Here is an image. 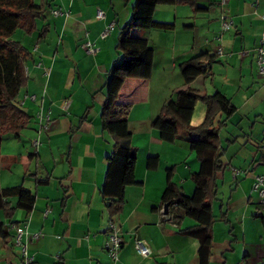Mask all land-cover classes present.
Segmentation results:
<instances>
[{
    "label": "crops",
    "instance_id": "1",
    "mask_svg": "<svg viewBox=\"0 0 264 264\" xmlns=\"http://www.w3.org/2000/svg\"><path fill=\"white\" fill-rule=\"evenodd\" d=\"M47 1L45 17L30 36L28 81L19 97L33 120L20 139L5 137L1 148L9 174L4 182L1 162L0 189L24 185L36 198L30 213L18 210L11 221H4L20 227L27 224L23 242L33 264H109L105 246L111 221L124 241L118 264H201L198 240L183 233L196 223L180 214L174 220L163 206L167 170L174 168L173 183L191 197L195 193L192 175L199 172L200 162L187 141L163 142L153 123L174 93L186 88L180 66L205 53L215 56L216 63L211 74L199 78L192 88L204 96L220 92L232 101L237 111L222 118L224 128L237 124L242 129L247 121L252 123L250 135L242 137L237 131L225 141L221 137L222 168L212 207L209 262L261 264L264 204L253 186L257 176L264 177V88L256 66L264 0H231L225 8L220 0H198L203 8L199 13L176 0H158L154 19L174 24V31L135 33L148 39L154 65L150 79H127L117 100L118 105L131 106L128 125L137 150L135 175L140 184L126 189L122 211L115 217L102 194L107 159L114 151V140L103 128L102 108L111 69L122 57L119 34L132 19V3ZM56 10L62 14L55 16ZM98 10L105 12V19H97ZM222 12L234 22V30L223 34ZM111 23L115 29L102 39L101 33ZM88 41L99 50L95 55L82 48ZM31 96L35 102L27 99ZM196 111L194 126L204 120V102ZM39 112L50 115L48 131L41 127ZM149 157L159 159L157 170L147 168ZM11 164L17 165L13 171ZM8 232L0 238V264H24L14 242L15 231ZM37 234L42 235L38 240ZM137 240L149 245L150 258L137 253Z\"/></svg>",
    "mask_w": 264,
    "mask_h": 264
},
{
    "label": "trees",
    "instance_id": "2",
    "mask_svg": "<svg viewBox=\"0 0 264 264\" xmlns=\"http://www.w3.org/2000/svg\"><path fill=\"white\" fill-rule=\"evenodd\" d=\"M132 3V19L120 31L118 50L122 57L114 62L106 84L107 98L102 108V124L114 140V151L107 159L106 180L102 194L112 217L118 215L125 203L126 189L140 184L135 175L138 160L137 150L132 143L129 129L130 105H118L120 91L129 78L148 80L153 73L154 51L148 39L139 37L137 31H174L172 23L154 19L158 0H125ZM177 4L189 5L195 13L203 8L198 0H176ZM47 0H0V175L1 148L5 137L20 139L33 117L21 106L19 97L27 85L26 63L31 52L19 42L11 40L12 35L22 29L26 35L37 31L38 20L45 17ZM215 56L205 53L180 66L186 88L174 93L164 105L153 127L165 143L185 140L200 162V170L192 175L195 184L193 196L183 194L173 183L174 168L167 170V187L163 206H169L173 219L178 214L192 219L196 226L183 231L200 244L201 264H210L213 245V203L217 198V173L221 170V132L225 126L222 118L232 117L237 108L220 92L212 96L201 95L192 88L199 78L209 76ZM204 102V120L198 126L192 125L198 102ZM159 159L149 157L147 168L158 169ZM46 181H41L44 184ZM36 198L24 185L0 189V238L5 239L9 227L5 220H12L18 210L30 213Z\"/></svg>",
    "mask_w": 264,
    "mask_h": 264
},
{
    "label": "built area",
    "instance_id": "3",
    "mask_svg": "<svg viewBox=\"0 0 264 264\" xmlns=\"http://www.w3.org/2000/svg\"><path fill=\"white\" fill-rule=\"evenodd\" d=\"M231 0H220V6L222 8H225L228 3ZM62 12L60 10L54 11V15L58 16L61 15ZM97 19L103 20L105 19V12L102 10H98L97 12ZM264 20V17H263ZM115 29V23H111L107 25V27L103 30L101 33V38L106 39L111 32ZM231 30H234V22L233 20L228 16L226 12H222L221 15V33H227ZM218 40H222L221 37H218ZM37 48V47H36ZM82 48L88 55H95L99 50L96 49L91 42H85L82 45ZM218 55L222 56L223 51L220 49L218 51ZM256 66H257V72L258 74L262 77L264 81V31L261 35V39L259 41V46L256 49ZM27 99L35 102L36 97L31 96L28 97ZM38 118L41 122V127L44 130H49L50 129V115H44L42 112L38 113ZM35 146L38 147V142H35ZM253 190L258 193L261 203L264 204V177L263 176H257L255 179V183L253 186ZM167 215L166 213H164ZM47 215V213H46ZM169 216V214L167 215ZM170 217V216H169ZM13 228L15 231V236H14V242L15 245L19 248L20 250V256L24 262V264H33L34 259L32 256L29 254L28 251V246L26 243L23 242V237L27 232V224L23 225L22 227L12 224L10 225L9 229ZM109 230L110 233L108 235V239L106 242V251L108 254L109 258V264H118L119 263V252L123 246V238H122V233L119 230V228L115 225L113 221L110 222L109 224ZM42 235H35L34 238L36 240L40 239ZM135 248L137 253L142 257V258H150L152 256V250L149 247V245L144 241V240H137L135 243ZM261 264H264V261H261Z\"/></svg>",
    "mask_w": 264,
    "mask_h": 264
},
{
    "label": "rangeland",
    "instance_id": "4",
    "mask_svg": "<svg viewBox=\"0 0 264 264\" xmlns=\"http://www.w3.org/2000/svg\"><path fill=\"white\" fill-rule=\"evenodd\" d=\"M33 39V38H32ZM31 37L30 36H27L26 33L22 30V29H18L11 37V40L15 41V42H19L21 43L22 45H24L27 49L31 50V45H30V41H32ZM260 88H264V81H262V85L260 86ZM203 107V102L200 101L198 102V105H197V111H196V114L199 112L200 108ZM239 119V118H238ZM233 122V121H232ZM231 122V123H232ZM234 124V123H232ZM251 125L252 123L251 122H246L243 126H242V129L241 128H238V125H230L229 127L227 128H224L221 132V137H222V140L225 141L230 135L231 136H234L235 135V132L238 131V135H241L242 137H244V134L245 135H250L251 133ZM233 128V129H231ZM245 139V138H243ZM26 147H28L29 149H31V146L29 144H25ZM9 150V149H8ZM7 151V150H6ZM232 151V150H231ZM3 165H2V173H3V181L5 182V175H8L9 174V171L8 170H5V167L6 165H9L7 164V162H2ZM17 165L15 164H11V167H12V171H13V168H15ZM6 184V183H5Z\"/></svg>",
    "mask_w": 264,
    "mask_h": 264
},
{
    "label": "water",
    "instance_id": "5",
    "mask_svg": "<svg viewBox=\"0 0 264 264\" xmlns=\"http://www.w3.org/2000/svg\"><path fill=\"white\" fill-rule=\"evenodd\" d=\"M168 208H169V206H168V205H165V206H164V210H165V212H167V211H168Z\"/></svg>",
    "mask_w": 264,
    "mask_h": 264
}]
</instances>
